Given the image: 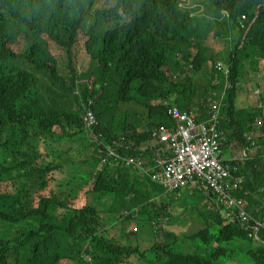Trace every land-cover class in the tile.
Segmentation results:
<instances>
[{"label": "trees", "instance_id": "1", "mask_svg": "<svg viewBox=\"0 0 264 264\" xmlns=\"http://www.w3.org/2000/svg\"><path fill=\"white\" fill-rule=\"evenodd\" d=\"M199 3L203 14L190 7ZM109 24L116 27L98 31ZM210 40L233 49L211 56ZM219 61L232 65L226 92ZM252 81L264 95V0H0V264H232L240 253L264 264V228H253L264 220V96L260 109L237 104L242 83ZM222 96L219 131L222 122L233 131L225 145L236 140L247 151L229 161V180L249 223L199 187L205 196L194 214L206 226L178 238L160 225L167 208L157 202L182 191L164 194L118 166L109 148L117 142L123 157L151 161L153 132L175 126L169 109L190 112ZM249 137L259 146L254 156ZM55 173L63 179L47 194ZM88 195L102 202L83 205ZM125 220L135 227L127 234ZM115 228L120 237L110 236Z\"/></svg>", "mask_w": 264, "mask_h": 264}, {"label": "built area", "instance_id": "2", "mask_svg": "<svg viewBox=\"0 0 264 264\" xmlns=\"http://www.w3.org/2000/svg\"><path fill=\"white\" fill-rule=\"evenodd\" d=\"M222 68V65L218 66L219 70ZM223 107V101L216 100L207 118L201 121L194 114L170 110V116L179 124L175 130L160 127L152 134L153 147H165L169 151V154L162 153L163 159L156 161L157 173L152 180L169 191L189 186L205 188L218 197L222 205L235 210L242 224H248L250 216L245 201L232 195L236 185L229 180L233 175L229 161L234 159L223 155L222 134L218 130ZM85 121L89 127L97 125L90 109ZM127 164L143 167V163L136 160H130ZM258 226L264 228V222H258L255 231Z\"/></svg>", "mask_w": 264, "mask_h": 264}, {"label": "rangeland", "instance_id": "3", "mask_svg": "<svg viewBox=\"0 0 264 264\" xmlns=\"http://www.w3.org/2000/svg\"><path fill=\"white\" fill-rule=\"evenodd\" d=\"M189 2H190V0H189ZM185 5L186 4L183 3L182 4V7L184 8ZM190 7H196V8H198L199 10L197 12L199 14H203V12L205 11V6H203L201 3H199L197 5H194V6H192V4H191ZM110 27L113 29V28L116 27V24H109V25L101 26V28L98 31H101V29H102V31H101V34H102L104 32V30L110 29ZM209 39H211V35H210ZM221 45H222L221 44V40L220 41L210 40V41H206L205 42V46H207V48H208L209 53H210L211 56H212V52H214V53L220 52L224 56H228L229 53H231V50L233 48L232 47H229L228 48L227 46L226 47H222ZM210 49H212L213 51L210 52ZM82 62H83V60L80 58V63H77V64L80 65L81 71L85 70L86 67H87V62H85V63H82ZM218 63H221V61H219ZM252 77H254L253 71H251L250 74H249V78H250L249 80H251ZM87 82H89V86H91L92 80L87 81ZM249 83H250V85L249 86L246 85V87L244 89L245 91L242 93V96L237 100V104H238V107L240 109H242V110H246V109L250 110V107H252V106L255 105L253 108H251V111H253V110H256L257 108L260 109V107H261V104H260L261 103V98L264 95H262V94L261 95H258V92H257V89L259 88L258 83H253V82H249ZM133 110L134 111H137L136 108H134ZM69 146H70L69 144L66 145L67 148ZM114 146L115 147H110L109 150L110 149H113V150H116L117 151V148L116 147H119V146L121 147V145L119 143H117V142L114 144ZM53 147H56V145H53ZM59 147H61V149H63L65 146H63L61 144V145H59ZM124 148H126V150H131L130 146H126ZM240 157H241V155H240ZM126 158H128V157H126ZM135 159H137V158H135ZM89 172H90V168L88 166L83 167V174L88 175ZM80 174H81V172H80ZM74 176H77L76 173H75ZM81 178L83 179V176ZM62 179H63V175H58L56 173L55 174H52L50 176V179H49V181H50V187H49V189L47 191L48 192L47 194H51L52 192L53 193H57V189L59 188V184L62 181ZM80 183H79V185H80ZM192 189H194V188H192ZM181 198L183 200V206H184V208H185V206L187 204H190L193 207V210H192L193 212L190 211L188 213V215H193L194 214V211L196 212V208H197V207H194V204H196V202L198 201V199H200L199 193H196V194H193V195H184V196H181ZM86 201H87V203L89 202V203H92L94 205L95 204H98V202H102V200H98V202H97L95 196L92 197L90 195L87 196V200H86V198L82 197V203H83V205L86 204ZM164 202H165V204H167L166 201H164ZM157 205H159L158 202H157ZM190 205H188L187 207H190ZM97 211L99 213H101L100 212V209H98ZM164 213H166V212H164ZM185 216L186 217H184V219H182V220H184V222H182V227L177 228L176 233L173 232L178 238H182L183 236L190 237L191 235L196 234L197 232H199V230L205 228L206 225H205V223L203 221V218H201L199 216L198 212L193 215L194 218L193 217L190 218L186 214H185ZM101 217H102V220L103 219H107V218H104L103 217V214L102 213H101ZM122 222H125L124 223V226H125V228H124L125 229V234H127L126 231L129 232L130 229L132 230V228H135V227H132L131 224L129 223L131 221L125 220V221H122ZM168 223H169L168 221H163V223L160 224V225L165 227ZM173 223H174V221L172 220L171 224L173 225ZM106 228L110 229L111 227H110V225H107ZM117 230H118V228L112 229L110 231V236L111 237H120V233H118V234L116 233ZM121 237H122V233H121ZM142 237H145V235H142ZM122 241L124 242V239H122ZM186 243H188L190 245V247H189L188 244L186 245L187 250L193 249V246L188 242V240L186 241ZM130 244H132V243L130 242ZM86 260L87 261H90V258L87 257ZM221 262L222 261H219L217 264H219ZM135 264H141V261H138ZM232 264H253V263H252L251 259H249V257H247L246 255L240 253V255L238 257V260H236Z\"/></svg>", "mask_w": 264, "mask_h": 264}, {"label": "bare ground", "instance_id": "4", "mask_svg": "<svg viewBox=\"0 0 264 264\" xmlns=\"http://www.w3.org/2000/svg\"><path fill=\"white\" fill-rule=\"evenodd\" d=\"M230 63H226L225 61L223 62V61H221V63H218V66L219 65H222V69L221 70H219V71H221V72H224V74H225V78H224V80H225V82H224V85H225V87H224V92H226L229 88H232V86H231V83H230V81H229V79H230V76H231V74H232V65H229ZM217 84H219V82H217ZM223 92V93H224ZM225 94V93H224ZM223 94V95H224ZM216 100H222L223 101V103H224V106H225V102H224V98H223V96H222V98L221 99H215L214 101L212 100V101H210V102H202L199 106H196L194 109H192L190 112H184V111H181L180 109H178L177 107L176 108H172V109H169V111H168V116L172 119V121L175 123V126H172V127H166V126H161V127H166L168 130H170V131H172V130H175L177 127H178V121L177 120H175L172 116H170V114H169V112H170V110H173V109H177V110H179L182 114H188V115H191V114H194L195 116H196V118L198 119V116L200 115L201 116V114H202V110L205 112V117L207 118V116H208V112L211 110V108H212V106L214 105V102L216 101ZM166 106H167V104H166ZM202 107V108H201ZM91 111H92V109L91 108H89ZM88 109V110H89ZM88 110H87V112H88ZM93 112V111H92ZM95 115V114H94ZM86 116H87V113H86ZM95 118H96V116H95ZM204 120V119H203ZM87 123V122H86ZM88 126V125H87ZM89 127V126H88ZM218 130H219V125H218ZM249 141L250 142H252L253 143V149H252V151L250 152V154L251 155H255L256 154V152H257V150H258V145H257V143H256V141L254 140V137H249ZM148 146L150 147V148H153L155 151H156V153H157V155L154 157V158H152V160L151 161H149V160H144V159H142V158H137V159H135V158H133V157H128V158H126V157H123L122 155H120L119 153H118V151H116V150H113V149H110L109 150V152H108V157H114V158H116L117 160H119V164H118V166H120V165H125L127 168H132V169H134V170H137L138 172H139V175H144V177H149L151 180H152V176L153 175H155L156 173H157V169H156V161H158V160H161V159H163V156H162V153H165V154H169V151H167V149L165 148V147H159V148H154L153 146H154V143H153V140L152 141H150L149 143H148ZM256 150V151H255ZM107 161H108V158L106 159ZM130 160H136V161H141L142 163H143V167L142 168H140V167H138L137 165H128L127 164V162L128 161H130ZM143 177V178H144ZM153 181V180H152ZM154 182V181H153ZM154 183H156L157 185H159V186H161V187H163L165 190H166V192H164V194L165 193H167V192H170L168 189H166L163 185H161L160 183H157V182H154ZM192 188H194V186H189V187H186V188H181V189H178L177 191H182V193H184L185 192V190H190V189H192ZM237 189V185H236V188L234 189V190H236ZM173 191H176V190H173ZM184 191V192H183ZM258 222H260V223H263L264 222V220L263 221H258ZM257 222V223H258ZM257 223L253 226V228L257 225ZM259 227H262V226H258V228ZM256 238H259V235H256L255 236Z\"/></svg>", "mask_w": 264, "mask_h": 264}, {"label": "crops", "instance_id": "5", "mask_svg": "<svg viewBox=\"0 0 264 264\" xmlns=\"http://www.w3.org/2000/svg\"><path fill=\"white\" fill-rule=\"evenodd\" d=\"M225 43L228 45L227 42H225ZM226 44L223 43L221 46L226 47ZM217 53L220 54V52H217ZM253 73L256 75V72H253ZM211 76L212 75L210 73V70L206 69L205 75L201 78H202V80H205V82L207 83L206 87H208V84H209V87H210L209 90L212 91V95H213V93H217L219 90H215V88L214 89L212 88ZM258 77H259V75L257 74L255 79L257 80ZM252 82H254V81H252ZM246 85L249 86L250 83L249 82L248 83H242V85H241L242 87L240 89L238 99L242 96V93L245 91L244 89H245ZM209 90H207V91H209ZM220 132L222 134L223 155L226 158L237 159V158L244 157V154H247V151L244 150L245 145L244 146L239 145L238 141L236 142V140H233L232 143L229 145L228 144L225 145V142H227V137L231 136L233 134V131L231 129L227 128L226 125L224 124V122H222V124L220 126ZM257 153H258V150H257L256 154ZM240 155H241V157H240ZM199 190L200 189L198 187H196V189L185 190V192L183 191L184 193L179 192V193H177V195H174L171 193L166 194V195L163 194L164 197L166 196V198L164 200L166 201L167 204H165L164 201H161L159 203V205H157V206L158 207L165 206V208H167V210L165 212L168 213V216L170 214L171 215L170 219H172L174 221L173 225L171 224L172 225L171 230H169L170 226H167V225L165 226L166 231H169V232L172 231V232L176 233L177 228L182 227V222H184V220H182V219H184V217H186L185 214L188 216V214H187V212L183 206V200H182L181 196L193 195V194L199 193L198 192ZM201 194H202V196H205L203 194V192L199 193V195H201ZM161 197H162V195H161ZM158 199H160V198L158 197L156 200H158ZM166 213H164L163 216H161L162 217V223H163V221L169 222V218L166 215ZM188 217L192 218L193 215L188 216Z\"/></svg>", "mask_w": 264, "mask_h": 264}, {"label": "clouds", "instance_id": "6", "mask_svg": "<svg viewBox=\"0 0 264 264\" xmlns=\"http://www.w3.org/2000/svg\"><path fill=\"white\" fill-rule=\"evenodd\" d=\"M243 19H244V17H243ZM223 149V148H222Z\"/></svg>", "mask_w": 264, "mask_h": 264}]
</instances>
